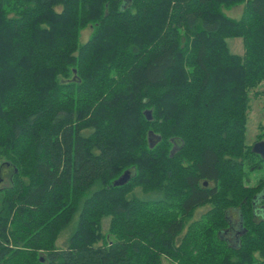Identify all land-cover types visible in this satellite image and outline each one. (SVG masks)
Returning <instances> with one entry per match:
<instances>
[{"label": "trees", "instance_id": "obj_1", "mask_svg": "<svg viewBox=\"0 0 264 264\" xmlns=\"http://www.w3.org/2000/svg\"><path fill=\"white\" fill-rule=\"evenodd\" d=\"M263 82L264 0H0V264H264Z\"/></svg>", "mask_w": 264, "mask_h": 264}, {"label": "rangeland", "instance_id": "obj_2", "mask_svg": "<svg viewBox=\"0 0 264 264\" xmlns=\"http://www.w3.org/2000/svg\"><path fill=\"white\" fill-rule=\"evenodd\" d=\"M245 3H237L227 8L225 12L236 19H239L243 13ZM92 33V28H85L81 33V42H85L90 34ZM230 50L233 53L243 54L244 46L243 40L240 37L228 38L227 39ZM264 140V82L260 84L257 88L251 91V106L249 110V119L247 125L246 141L247 143L253 145L257 141ZM262 167L251 172L250 183H255L257 180L264 178V159L261 161ZM9 184V178L5 177L4 181L0 183V188ZM1 196V192H0ZM107 226H105L106 228ZM73 230V226H69L64 229L59 238L57 239L58 247H64L68 238ZM164 264H170L165 260Z\"/></svg>", "mask_w": 264, "mask_h": 264}, {"label": "water", "instance_id": "obj_3", "mask_svg": "<svg viewBox=\"0 0 264 264\" xmlns=\"http://www.w3.org/2000/svg\"><path fill=\"white\" fill-rule=\"evenodd\" d=\"M146 117L148 119H152V111L151 110H146L145 111ZM252 151L253 153L261 156V158L264 159V140L257 141L256 143L253 144L252 146ZM130 176V173L127 171L120 179L115 181L116 185L123 184L128 180ZM264 196V194H263Z\"/></svg>", "mask_w": 264, "mask_h": 264}, {"label": "flooded vegetation", "instance_id": "obj_4", "mask_svg": "<svg viewBox=\"0 0 264 264\" xmlns=\"http://www.w3.org/2000/svg\"><path fill=\"white\" fill-rule=\"evenodd\" d=\"M256 213H257V216L259 215H261V216H264V203H261V201H259V202H257V204H256ZM234 232L236 231V232H240V230H239V227L238 226H235L234 228ZM232 240V239H231Z\"/></svg>", "mask_w": 264, "mask_h": 264}]
</instances>
